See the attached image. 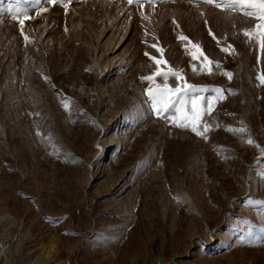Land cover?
<instances>
[{"label":"rangeland","instance_id":"1","mask_svg":"<svg viewBox=\"0 0 264 264\" xmlns=\"http://www.w3.org/2000/svg\"><path fill=\"white\" fill-rule=\"evenodd\" d=\"M260 23L202 0H0V264H264ZM151 57L181 79H144ZM185 82L202 135L150 106Z\"/></svg>","mask_w":264,"mask_h":264},{"label":"snow or ice","instance_id":"2","mask_svg":"<svg viewBox=\"0 0 264 264\" xmlns=\"http://www.w3.org/2000/svg\"><path fill=\"white\" fill-rule=\"evenodd\" d=\"M39 3V0H37ZM46 3H52L55 4L57 0H45ZM141 3V0H128L129 4L132 3ZM149 3H155V0H147ZM204 3L208 4H214L218 8L222 9H240L244 10L245 14L254 17L258 20L264 21V0H202ZM7 11L12 12L13 9L9 7ZM13 19H16L17 16L15 13H13ZM21 24H23V20L19 21ZM257 29L264 30V23H260L256 25ZM246 36L249 34L247 30H245L244 33ZM258 38L261 40V47L264 48V31H260L258 34ZM27 39V37H26ZM186 39V38H183ZM153 47H156V45H153ZM195 47L199 48V45H195ZM146 55H148L146 53ZM155 63L157 64V70L152 75L145 77L144 79H147L149 81L154 80L155 77H163L164 81L166 82L169 79V75L174 76L177 80L181 79V71L180 70H174L172 68H168L167 71L162 72L159 68V65L161 64V61L155 57H151ZM193 58H196V55H193ZM205 59H207L205 57ZM209 65H211L213 62L208 61ZM164 64H167V61H164ZM218 66V65H217ZM209 74H211V68H208ZM229 79H231V73H226ZM262 82H264V76L261 77ZM195 91H202V89H196L195 86L188 85L186 82L183 84V86H178L175 88H171L168 86L167 83H164L163 85H155L154 87H150L147 89V96L150 101V106L153 111V113L158 117L162 119H166L169 123H172L173 125L181 128H188L190 127L191 131L196 133L197 135H202V133L198 130L196 123L193 122L191 124L188 123L190 117L187 115H183L182 118L178 114L183 113V109L186 106V104L189 102L187 100L189 92H195ZM214 91L219 94L221 93V89L216 88ZM176 93L177 95L170 97V94ZM197 97L195 95L192 96V119L193 120H199L201 114L203 112L210 113L212 109L211 100H209L207 108L200 109V106L194 101H196ZM67 107V105H65ZM248 143H252L251 140L248 141Z\"/></svg>","mask_w":264,"mask_h":264}]
</instances>
